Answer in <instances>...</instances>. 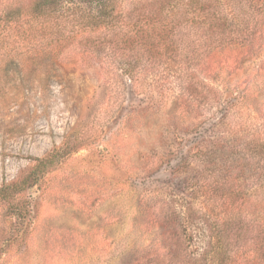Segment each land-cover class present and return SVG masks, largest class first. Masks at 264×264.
<instances>
[{
  "label": "rangeland",
  "instance_id": "374dc122",
  "mask_svg": "<svg viewBox=\"0 0 264 264\" xmlns=\"http://www.w3.org/2000/svg\"><path fill=\"white\" fill-rule=\"evenodd\" d=\"M80 36L69 62L35 50L0 62V187L56 158L14 196L23 222L0 201V264H135L160 251L172 210L200 217L236 176L261 190L264 149L245 147L264 110L261 60L185 85L131 80L84 63Z\"/></svg>",
  "mask_w": 264,
  "mask_h": 264
},
{
  "label": "trees",
  "instance_id": "16d2710c",
  "mask_svg": "<svg viewBox=\"0 0 264 264\" xmlns=\"http://www.w3.org/2000/svg\"><path fill=\"white\" fill-rule=\"evenodd\" d=\"M75 33L84 63L103 59V66L118 67L131 80L170 77L185 85L259 60L264 76V0H0V62L14 64L21 52L29 58L34 50L69 62ZM253 114L258 125L246 137L249 152L264 149V110ZM54 157L34 159L33 177L0 187V201L19 222L26 217L14 196L37 182ZM232 184L200 217L189 208L182 222L172 210L158 250L164 254L135 264H264V180L257 198L239 176ZM199 220L201 228L193 230Z\"/></svg>",
  "mask_w": 264,
  "mask_h": 264
}]
</instances>
